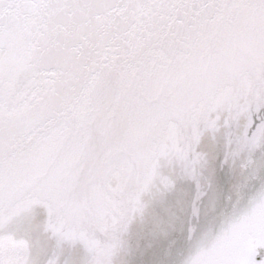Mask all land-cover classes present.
Here are the masks:
<instances>
[{"label":"snow or ice","instance_id":"6c2138e0","mask_svg":"<svg viewBox=\"0 0 264 264\" xmlns=\"http://www.w3.org/2000/svg\"><path fill=\"white\" fill-rule=\"evenodd\" d=\"M0 264H264V0H0Z\"/></svg>","mask_w":264,"mask_h":264}]
</instances>
